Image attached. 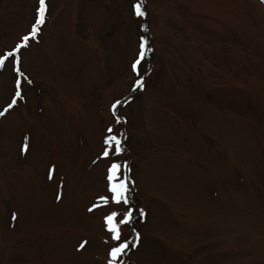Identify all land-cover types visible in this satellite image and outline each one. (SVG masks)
I'll return each mask as SVG.
<instances>
[{"label":"rangeland","instance_id":"obj_1","mask_svg":"<svg viewBox=\"0 0 264 264\" xmlns=\"http://www.w3.org/2000/svg\"><path fill=\"white\" fill-rule=\"evenodd\" d=\"M44 7L0 0V264H264V0Z\"/></svg>","mask_w":264,"mask_h":264},{"label":"snow or ice","instance_id":"obj_2","mask_svg":"<svg viewBox=\"0 0 264 264\" xmlns=\"http://www.w3.org/2000/svg\"><path fill=\"white\" fill-rule=\"evenodd\" d=\"M45 0H39V9H38V17L37 19L35 20V23L34 25L32 26V29H31V34L30 36H24L22 39L23 41L26 43L27 41H29L32 37H34L38 31V27L40 25H42L44 23V11H45ZM134 10H135V14L138 15V16H142L144 15L143 11L141 10V5L138 3L136 5H134ZM24 45L23 44H20V45H17V48H16V52L19 51V49L21 47H23ZM144 45L142 44L141 45V48L143 49ZM15 55V52L13 53H9L8 54V57L11 58ZM144 56V52L142 51L140 53V57L141 59L143 58ZM5 62V58H0V65H2L3 63ZM140 63V60L138 59L134 64H133V69L136 70V67L137 65ZM143 86L142 84V79H137L136 82H135V87L133 90H136L138 88H141ZM17 96L20 95L19 92L16 93ZM16 101L15 99L12 101V104H15ZM120 102L117 101L116 104H114L112 107L113 109H115L117 107V105L119 104ZM12 105H9V107H11ZM4 113L3 112H0V115H3ZM109 132H111V129L108 130ZM105 143L107 145H109L110 147L112 146V144L114 143L115 144V153L116 154H119L120 151H122V148H121V142L120 140L115 137V136H112V137H109L105 140ZM104 156H108L109 155V152L107 149H105L104 151ZM120 168V165L116 164V163H113L109 169V176H108V180L111 182L115 179L116 177V173L118 172ZM50 178H51V170H50ZM110 191L114 194L112 199L114 202L116 203H119L121 201V199H124V203H127V199L125 198V193L127 192V186L124 182H120V183H115V184H111L110 185ZM59 198V197H58ZM91 211V209H90ZM141 216H143V211L141 210ZM133 218V211L132 209H129L127 212L124 213V218L122 220H120V224H129L131 222ZM13 219H15V216H13ZM115 221V214H112V215H109L106 217V223L107 225L109 226L108 227V230L109 232L112 233V239L113 240H116V241H120L121 239V236H120V231H119V228L118 226L114 223ZM139 237H138V234L136 236V241H138ZM85 246V244L82 242L80 244V248H83ZM132 246L135 247L136 246V242H132ZM129 247V243L128 242H120L118 244V246H114L112 247L111 251H110V256L112 257L113 260H115L118 256H120L121 254H123L125 252L126 249H128Z\"/></svg>","mask_w":264,"mask_h":264}]
</instances>
